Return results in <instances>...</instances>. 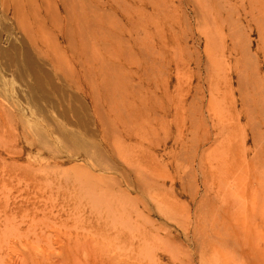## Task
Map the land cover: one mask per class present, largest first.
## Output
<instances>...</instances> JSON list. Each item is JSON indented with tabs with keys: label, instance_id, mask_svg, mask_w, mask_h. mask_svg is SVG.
Wrapping results in <instances>:
<instances>
[{
	"label": "rangeland",
	"instance_id": "rangeland-1",
	"mask_svg": "<svg viewBox=\"0 0 264 264\" xmlns=\"http://www.w3.org/2000/svg\"><path fill=\"white\" fill-rule=\"evenodd\" d=\"M0 264H264V0H0Z\"/></svg>",
	"mask_w": 264,
	"mask_h": 264
}]
</instances>
